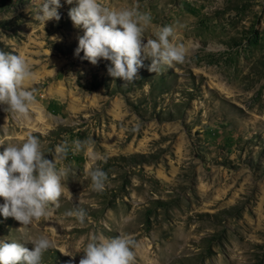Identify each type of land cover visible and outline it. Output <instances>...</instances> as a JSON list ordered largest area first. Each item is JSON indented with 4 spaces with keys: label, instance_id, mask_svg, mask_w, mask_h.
<instances>
[{
    "label": "rangeland",
    "instance_id": "obj_1",
    "mask_svg": "<svg viewBox=\"0 0 264 264\" xmlns=\"http://www.w3.org/2000/svg\"><path fill=\"white\" fill-rule=\"evenodd\" d=\"M60 2V20L42 24L39 0H0V50L24 57L36 98L24 117L0 106V153L28 135L49 160L65 141L94 143L56 161L72 171L54 215L22 226L0 214V239L31 249L48 237L41 264H79L91 236L124 234L134 264H264V0H100L138 6L152 17L145 37L167 25L185 46L184 63L155 73L144 59L127 86L110 61L75 54L83 29ZM77 207L83 224L64 215Z\"/></svg>",
    "mask_w": 264,
    "mask_h": 264
},
{
    "label": "clouds",
    "instance_id": "obj_2",
    "mask_svg": "<svg viewBox=\"0 0 264 264\" xmlns=\"http://www.w3.org/2000/svg\"><path fill=\"white\" fill-rule=\"evenodd\" d=\"M71 7L68 15L74 26L83 29L78 37L75 54L83 52V59L96 65L100 59L110 61L108 74L124 81L123 86L133 83L139 69L144 67V59H151L149 72H159L161 66L171 68L184 63L185 46L176 44L171 26H159L150 37L144 36V29L151 23L150 13H142L138 6L113 10L100 0H66ZM60 0H39V8L34 16L45 24L50 20H60L58 9ZM154 37V38H153ZM146 38V42H145ZM34 73L22 55L0 50V106L5 113L18 117L28 114L35 103V89L25 87ZM138 130V126L136 129ZM94 143L92 138L72 141L71 149L65 141L54 149V159L45 157L40 147V139L28 135L20 144H8L0 153V214L12 217L22 226H28L41 218H51L63 194L62 179L72 169L69 166L57 168V160H66L69 150L74 154L84 151ZM91 188L102 192L107 173L99 167L90 171ZM83 224L87 213L83 208H75L64 214ZM32 248L24 244L0 239V264H41L43 253L52 248L53 242L46 236L35 238ZM137 241L129 235L105 237L93 235L83 247L79 264H134ZM64 255L72 256L71 252Z\"/></svg>",
    "mask_w": 264,
    "mask_h": 264
}]
</instances>
